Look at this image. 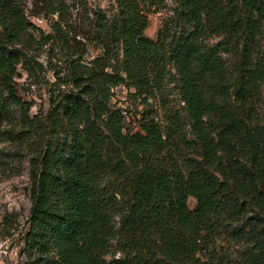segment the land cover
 <instances>
[{"label":"trees","instance_id":"trees-1","mask_svg":"<svg viewBox=\"0 0 264 264\" xmlns=\"http://www.w3.org/2000/svg\"><path fill=\"white\" fill-rule=\"evenodd\" d=\"M25 1L0 0V144L20 172L29 158L30 264H264V0H172L157 40L163 0H114L92 10L90 60L66 0H37L58 17L40 37ZM46 47L62 66L32 115L16 79L39 84ZM171 86L186 115L165 98L166 115L148 111ZM117 87L146 108L135 132ZM11 158L0 148V173Z\"/></svg>","mask_w":264,"mask_h":264},{"label":"rangeland","instance_id":"rangeland-1","mask_svg":"<svg viewBox=\"0 0 264 264\" xmlns=\"http://www.w3.org/2000/svg\"><path fill=\"white\" fill-rule=\"evenodd\" d=\"M66 2L70 7V12L66 15V21L71 27L69 38L74 45L86 46L88 50L86 59H93L101 53V50L93 42L96 28L92 10L99 7L108 12L109 15H114L116 13L115 1L66 0ZM163 2L166 8L163 5H158L149 12L150 26L146 34L153 40H157L167 19L173 15L172 0H163ZM24 6L30 22L36 27L31 32L37 37H40L41 33L45 35L52 34L51 25L58 20V17L46 18L42 12V5L37 0H26ZM261 43L264 48V38ZM48 48L46 47L37 55L38 61L47 70V72L40 73L39 84L32 85V79H30L28 72L23 68L19 69L16 79L19 95L26 101L33 102L32 115H37L41 112L45 115L48 114L50 109L49 92L51 84L55 81L54 71L55 68L58 69L62 66L60 58L57 57L51 58V66L49 65ZM115 95L114 103L127 111L128 129L133 132L137 131L138 121L141 118V113L146 109L145 106L140 103V100L131 98L128 95V91L126 92L124 88L115 90ZM164 98L165 105L168 106L170 111H179L183 116L186 115L184 110H182L183 105L180 104V99L174 86L167 88L164 97L161 96L155 101H151L150 104L152 106L148 107V111H156L159 117L166 115V111L162 106ZM260 108L264 111V95L260 102ZM189 131V127H187L186 133H188L190 138ZM0 148L5 149L6 153L10 154V158L14 159L8 166L2 167L0 173V264H30L25 241L32 207L29 158L24 160L20 172V165L14 158L15 151L12 145L7 141H3L0 144ZM189 205L193 209L196 201L191 198Z\"/></svg>","mask_w":264,"mask_h":264},{"label":"built area","instance_id":"built-area-1","mask_svg":"<svg viewBox=\"0 0 264 264\" xmlns=\"http://www.w3.org/2000/svg\"><path fill=\"white\" fill-rule=\"evenodd\" d=\"M119 88H124V89H126L125 87H117L116 89H114V92H115V90H118ZM126 92H127V90H126Z\"/></svg>","mask_w":264,"mask_h":264}]
</instances>
